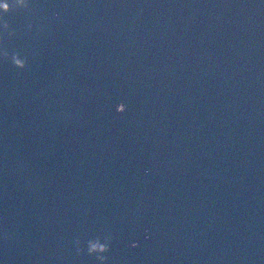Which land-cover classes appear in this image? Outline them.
I'll use <instances>...</instances> for the list:
<instances>
[{"label":"water","instance_id":"1","mask_svg":"<svg viewBox=\"0 0 264 264\" xmlns=\"http://www.w3.org/2000/svg\"><path fill=\"white\" fill-rule=\"evenodd\" d=\"M0 264H264V0H0Z\"/></svg>","mask_w":264,"mask_h":264}]
</instances>
